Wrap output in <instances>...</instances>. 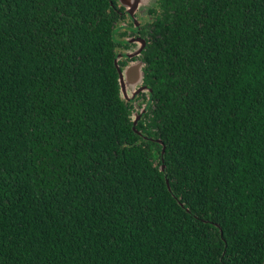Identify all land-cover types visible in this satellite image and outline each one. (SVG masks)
<instances>
[{
    "label": "trees",
    "instance_id": "trees-1",
    "mask_svg": "<svg viewBox=\"0 0 264 264\" xmlns=\"http://www.w3.org/2000/svg\"><path fill=\"white\" fill-rule=\"evenodd\" d=\"M187 5L0 0V264H264V0Z\"/></svg>",
    "mask_w": 264,
    "mask_h": 264
},
{
    "label": "water",
    "instance_id": "water-1",
    "mask_svg": "<svg viewBox=\"0 0 264 264\" xmlns=\"http://www.w3.org/2000/svg\"><path fill=\"white\" fill-rule=\"evenodd\" d=\"M119 6H122L125 8L126 12L132 16L138 11V13L146 12V10L149 7H152L155 0H117ZM129 44H135L137 48L133 50V52L129 53L127 52L126 57H139L141 55L142 50L145 47V40L140 37L136 38H129L128 39ZM121 59V55H118L115 59L114 65L116 67L117 73H118V84L120 89V94L123 97V99L130 101L134 99L137 95L140 93L146 92L147 98H149V94L151 92L150 89L143 86V71L142 68L144 67V64L140 60L132 61L131 64L127 65L124 69H119L117 65V61ZM145 112V105L142 106V109L140 110V113H134L133 114V126L132 129L134 132H137V134H140L138 131H136V124L137 121L140 119L142 113ZM157 143L162 144L160 140H156ZM164 147H162V154H164ZM164 170V167L161 168ZM167 188L170 189L168 181L166 180Z\"/></svg>",
    "mask_w": 264,
    "mask_h": 264
},
{
    "label": "rangeland",
    "instance_id": "rangeland-1",
    "mask_svg": "<svg viewBox=\"0 0 264 264\" xmlns=\"http://www.w3.org/2000/svg\"><path fill=\"white\" fill-rule=\"evenodd\" d=\"M222 9H223V6L221 5V0H190V5H187V7L183 10L182 13H184L186 15L187 19L190 20L192 23L197 22L196 25L200 26L205 22L204 20H201L203 16H206V15H209V16L219 15V16H221V14L223 13ZM144 12L138 13V11H137L134 14L135 15L134 16L135 19L133 18L134 23L139 24L141 22V24H144L147 21L145 17L138 19V15H142ZM125 20H126L125 25L131 24V22H132V19L130 20L129 18H126ZM133 38H135V37H133ZM125 39H129V37L126 36ZM136 48H137V46L135 44H133L132 47L128 48V52L131 53ZM129 64H131V63H128V65ZM144 93H146V92H144Z\"/></svg>",
    "mask_w": 264,
    "mask_h": 264
},
{
    "label": "flooded vegetation",
    "instance_id": "flooded-vegetation-1",
    "mask_svg": "<svg viewBox=\"0 0 264 264\" xmlns=\"http://www.w3.org/2000/svg\"><path fill=\"white\" fill-rule=\"evenodd\" d=\"M133 18L135 19L134 15H133ZM133 18L132 21L134 20ZM133 44H130L128 48L132 47ZM128 48L126 50H123L121 53H119L118 55H121V59L119 61H124L127 65L128 63H131L132 61H134L135 59L139 58V57H126V54L128 52ZM127 65H125L122 69H124Z\"/></svg>",
    "mask_w": 264,
    "mask_h": 264
}]
</instances>
